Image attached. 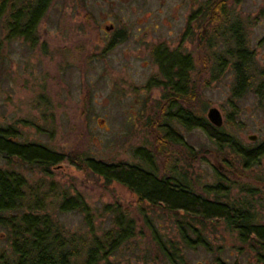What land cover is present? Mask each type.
<instances>
[{"label": "rangeland", "instance_id": "rangeland-1", "mask_svg": "<svg viewBox=\"0 0 264 264\" xmlns=\"http://www.w3.org/2000/svg\"><path fill=\"white\" fill-rule=\"evenodd\" d=\"M27 1L15 0V5ZM208 1L52 0L29 39L10 37L6 16L0 18V126H13L20 142L58 153L139 164L159 176H186L195 192L210 199L251 203L264 222V157L245 168L229 148L220 149L203 130L187 129L177 120L170 123L183 142L162 138L167 89L154 57L160 45L195 59L196 99L185 102L189 109L208 119L209 109L217 107L221 127L244 146L264 141V0L229 1L254 56L252 83L240 97L234 94L235 74L227 56L232 41L200 19ZM222 58L228 60L224 67ZM139 148L149 152L148 161L139 156ZM0 167L22 173L28 197L39 196L40 211L58 219L67 234L102 235L113 226L107 205L128 211L137 233L110 257L113 262L168 264L148 220L162 238L176 242L187 264H216L218 256L231 264H261L256 252L219 221L202 226L190 220L202 228L212 249L187 248L178 223L182 213L142 204L125 185L108 184L87 168L65 163L44 172L2 154ZM219 183L224 192L215 190ZM63 197L83 199L89 212L60 211ZM7 237L0 228V248L10 251Z\"/></svg>", "mask_w": 264, "mask_h": 264}, {"label": "trees", "instance_id": "trees-1", "mask_svg": "<svg viewBox=\"0 0 264 264\" xmlns=\"http://www.w3.org/2000/svg\"><path fill=\"white\" fill-rule=\"evenodd\" d=\"M230 0H209L199 14L207 20L219 36L228 37L232 46L227 50L235 74V96H243L252 83L250 73L253 52L250 51L247 34L239 19H234L229 10ZM240 2L241 0H232ZM52 0H29L16 6L15 0H0V18L6 16V27L10 37L29 39L45 16ZM154 57L160 66L167 92L163 100L167 104V120L163 124L166 138L182 143V136L174 129L171 120H177L187 129H201L220 149L229 148L242 159L245 168L257 165L264 157V141L252 147L244 146L236 136L210 122L206 117L189 109L185 102L196 99L193 91L191 71L195 69V59L190 53L170 50L158 46ZM227 58L220 64L226 65ZM17 130L0 126V154L11 161L16 158L34 165L44 172H50L56 165L71 164L79 169L87 168L102 177L106 183L118 182L128 187L142 204L159 206L180 215V236L187 248L200 245L212 249L202 228L206 222H223L237 233L239 240L256 252L258 262L264 264V222L251 203L224 202L210 199L195 192L186 176H159L155 171L139 164L126 162L108 163L80 155L58 153L47 146L35 142L23 143L18 140ZM146 154V158L143 156ZM138 154L144 160L150 159L146 150L139 148ZM27 179L18 171L0 167V228L7 230L10 251L0 248V264H73L81 259L82 264H121L110 257L129 242L137 233V224L128 211L120 207L106 206V211L114 214L113 226L102 235L93 233L89 238L78 234H67L63 225L49 213H42L43 202L37 197H28ZM215 190L224 192L222 183ZM253 191V190H252ZM264 210V203L262 204ZM60 211L78 210L89 212V206L79 197H63ZM192 220V221H190ZM153 241L168 264H187L182 249L171 240L164 239L157 228L148 220ZM216 264H231L216 257Z\"/></svg>", "mask_w": 264, "mask_h": 264}, {"label": "water", "instance_id": "water-1", "mask_svg": "<svg viewBox=\"0 0 264 264\" xmlns=\"http://www.w3.org/2000/svg\"><path fill=\"white\" fill-rule=\"evenodd\" d=\"M108 29V28H107ZM208 119L210 122L218 127L223 125V116L219 108L217 107H211L208 111ZM251 140H256L257 136L256 135H251L250 136Z\"/></svg>", "mask_w": 264, "mask_h": 264}, {"label": "flooded vegetation", "instance_id": "flooded-vegetation-1", "mask_svg": "<svg viewBox=\"0 0 264 264\" xmlns=\"http://www.w3.org/2000/svg\"><path fill=\"white\" fill-rule=\"evenodd\" d=\"M191 54V53H190ZM193 71H191L190 73H192Z\"/></svg>", "mask_w": 264, "mask_h": 264}]
</instances>
